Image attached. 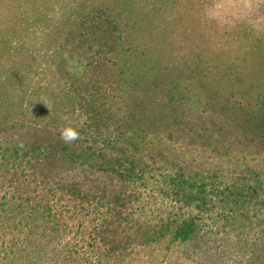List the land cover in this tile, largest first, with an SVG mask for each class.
<instances>
[{"label": "trees", "instance_id": "1", "mask_svg": "<svg viewBox=\"0 0 264 264\" xmlns=\"http://www.w3.org/2000/svg\"><path fill=\"white\" fill-rule=\"evenodd\" d=\"M61 1V30L72 48L60 47L65 82L56 80L57 102L0 113V264H127L137 251L194 240L212 188L203 171L180 165L162 174L173 203L165 217L144 220L137 210L144 198L139 184L155 172L153 156L169 163L165 137L185 132L178 122L158 125L142 107L156 82L120 72L124 18L116 8L126 0ZM191 86L179 101L208 105ZM199 110L188 114L186 134L222 140L227 149L235 127ZM65 127L77 129L79 139L65 143ZM258 138L264 143V134ZM263 174V164L246 170L252 185L241 197L264 205Z\"/></svg>", "mask_w": 264, "mask_h": 264}, {"label": "rangeland", "instance_id": "2", "mask_svg": "<svg viewBox=\"0 0 264 264\" xmlns=\"http://www.w3.org/2000/svg\"><path fill=\"white\" fill-rule=\"evenodd\" d=\"M63 9L61 0H0L1 114L57 102L52 92L64 81L58 64L72 48L61 30ZM116 11L124 18L120 72L156 82L142 107L158 125L178 122L185 132L165 137L169 163L153 156L155 172L139 184L138 213L156 221L170 211L162 175L169 169L187 165L213 178L197 237L137 251L127 264H264V205L241 197L252 185L246 170L264 165V0H126ZM191 84L208 105L179 101L191 95ZM198 108L235 127L229 149L186 134L188 114ZM244 135L256 141L244 143Z\"/></svg>", "mask_w": 264, "mask_h": 264}, {"label": "clouds", "instance_id": "3", "mask_svg": "<svg viewBox=\"0 0 264 264\" xmlns=\"http://www.w3.org/2000/svg\"><path fill=\"white\" fill-rule=\"evenodd\" d=\"M60 136L65 143H72L79 139V131L73 127H65L61 130Z\"/></svg>", "mask_w": 264, "mask_h": 264}]
</instances>
